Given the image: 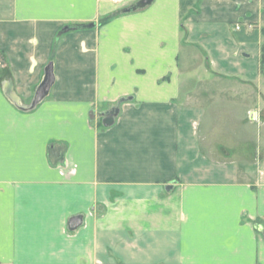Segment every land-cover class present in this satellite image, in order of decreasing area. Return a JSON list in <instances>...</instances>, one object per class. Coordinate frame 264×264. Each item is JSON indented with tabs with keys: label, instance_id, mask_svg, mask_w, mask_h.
<instances>
[{
	"label": "crops",
	"instance_id": "crops-1",
	"mask_svg": "<svg viewBox=\"0 0 264 264\" xmlns=\"http://www.w3.org/2000/svg\"><path fill=\"white\" fill-rule=\"evenodd\" d=\"M138 1L0 0V264H264V0Z\"/></svg>",
	"mask_w": 264,
	"mask_h": 264
},
{
	"label": "rangeland",
	"instance_id": "rangeland-1",
	"mask_svg": "<svg viewBox=\"0 0 264 264\" xmlns=\"http://www.w3.org/2000/svg\"><path fill=\"white\" fill-rule=\"evenodd\" d=\"M130 7V6H129ZM124 8H121L119 10L118 14H126L123 13ZM111 18V17H110ZM237 30H239L238 26L236 27ZM259 32V31H258ZM261 43L258 44L260 46V55H259V72L258 76L259 79L256 83H264V64H263V47H264V28L261 30ZM166 81V80H164ZM251 82L250 80L246 79L242 76H238L235 78V80L230 81H222L223 83H232V84H245ZM253 83H255V80H253ZM212 111L217 114L215 117V125L220 131V142L223 144H226L228 142H231L232 145L236 146L242 145V142L240 141H247L245 144L242 145L241 153L244 155H241V158L249 159L250 157L254 158L256 157V154L258 152V143L251 142L252 138H255L260 135V137H264V123L263 125L261 123H258V121L261 119L262 122H264V107L261 109H257L253 111L250 114H247V109L241 108V107H233V108H224V107H216L212 109ZM230 113V114H229ZM230 116V121H229ZM252 117V120H258L257 122H252L250 119ZM213 118V117H212ZM231 122V123H229ZM262 125V127L260 126ZM261 133V134H258ZM224 134V135H223ZM245 149V150H244ZM247 151V153H245Z\"/></svg>",
	"mask_w": 264,
	"mask_h": 264
},
{
	"label": "water",
	"instance_id": "water-1",
	"mask_svg": "<svg viewBox=\"0 0 264 264\" xmlns=\"http://www.w3.org/2000/svg\"><path fill=\"white\" fill-rule=\"evenodd\" d=\"M154 0H140L135 5L124 9L123 13L129 14L133 12H137L140 10H144L150 5H152ZM55 82V75H54V64L50 63L45 69V77L43 82L41 83L40 87L36 92V96L32 101L31 105L28 107L21 108L24 111H32L34 110L49 94L51 91L52 86ZM118 111L116 113H108L106 119L104 120V125L106 127L111 126L114 124L115 117L117 116ZM80 225H75L73 228H77ZM72 228V227H71Z\"/></svg>",
	"mask_w": 264,
	"mask_h": 264
},
{
	"label": "built area",
	"instance_id": "built-area-1",
	"mask_svg": "<svg viewBox=\"0 0 264 264\" xmlns=\"http://www.w3.org/2000/svg\"><path fill=\"white\" fill-rule=\"evenodd\" d=\"M114 3H116V4H120V3H122L123 2V0H112ZM239 28V27H238ZM240 29V28H239Z\"/></svg>",
	"mask_w": 264,
	"mask_h": 264
},
{
	"label": "trees",
	"instance_id": "trees-1",
	"mask_svg": "<svg viewBox=\"0 0 264 264\" xmlns=\"http://www.w3.org/2000/svg\"><path fill=\"white\" fill-rule=\"evenodd\" d=\"M262 50H263V56H264V47H263V49H262ZM263 64H264V57H263Z\"/></svg>",
	"mask_w": 264,
	"mask_h": 264
}]
</instances>
